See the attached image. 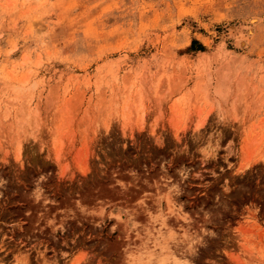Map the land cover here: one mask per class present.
Returning a JSON list of instances; mask_svg holds the SVG:
<instances>
[{
  "label": "rangeland",
  "instance_id": "374dc122",
  "mask_svg": "<svg viewBox=\"0 0 264 264\" xmlns=\"http://www.w3.org/2000/svg\"><path fill=\"white\" fill-rule=\"evenodd\" d=\"M0 264H264V0H0Z\"/></svg>",
  "mask_w": 264,
  "mask_h": 264
},
{
  "label": "bare ground",
  "instance_id": "6f19581e",
  "mask_svg": "<svg viewBox=\"0 0 264 264\" xmlns=\"http://www.w3.org/2000/svg\"><path fill=\"white\" fill-rule=\"evenodd\" d=\"M256 20L253 17L251 22H249L247 28L246 27L242 28L243 26H241V25H239L241 27L235 25V26H230L228 28V30H229L228 36H229L230 39L233 40V43H234V46H235L236 49L242 50V49H244L247 46L248 38H250L253 35V33H254L253 27H254V24L256 23ZM19 151H20V148H19ZM19 151H17L18 154H19Z\"/></svg>",
  "mask_w": 264,
  "mask_h": 264
},
{
  "label": "trees",
  "instance_id": "16d2710c",
  "mask_svg": "<svg viewBox=\"0 0 264 264\" xmlns=\"http://www.w3.org/2000/svg\"><path fill=\"white\" fill-rule=\"evenodd\" d=\"M195 42V41H194Z\"/></svg>",
  "mask_w": 264,
  "mask_h": 264
}]
</instances>
